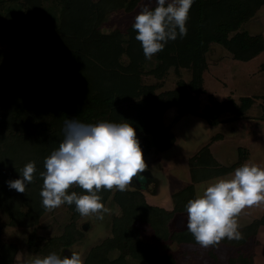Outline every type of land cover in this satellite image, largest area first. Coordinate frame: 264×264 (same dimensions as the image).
I'll return each mask as SVG.
<instances>
[{
	"label": "trees",
	"instance_id": "trees-1",
	"mask_svg": "<svg viewBox=\"0 0 264 264\" xmlns=\"http://www.w3.org/2000/svg\"><path fill=\"white\" fill-rule=\"evenodd\" d=\"M141 1L0 0V211L8 219L5 225L0 224V264H20L17 242L3 238L8 228H31L26 248L41 258L52 252L66 256L70 248L83 242L84 232L78 226L83 216L74 204H64L70 216L58 235L43 237L34 230L47 212L40 195V173L46 171L45 158L64 139L66 120L129 123L136 130L145 156L149 151L163 152L175 145L176 136L164 118L170 109L175 108L177 115L205 116L211 124L222 121L216 119L227 109L242 117L243 101L238 105L230 99L217 101L210 97V104L199 111L198 93L204 85L212 44L221 45L241 61L252 59L264 49L262 36L241 29L264 0H194L186 23L187 35L169 41L152 57L151 66H147L149 60L135 39L134 22L125 30L102 31L108 14L132 11ZM9 41L10 48L6 47ZM170 68L177 73L181 68L189 70V82L179 79L176 88L156 92ZM148 75L156 81L145 83L143 78ZM247 99L246 108L252 103L251 98ZM207 152L204 146L189 158L192 183L206 178L196 175L198 169L215 167L217 175L240 162L220 167L208 159ZM30 161L35 162L36 172L25 193L10 189L7 182L20 178ZM155 182L160 184L158 177L149 173L144 183H134L126 191L114 188L98 193L105 207L112 204L120 212L111 217L110 235L89 249L83 264H126L128 257L141 264H178L179 253L158 254L153 244L142 240L140 225L150 229L157 242L197 243L187 227L175 231L169 227L174 214L187 212L185 205L196 197L193 184L171 194L172 209L167 211L145 201L143 191L158 192V186L150 189ZM73 191L86 194L75 185L68 194ZM263 225L264 211L238 230L240 239L224 238L220 243L240 248ZM234 261L244 264L246 259L239 252L229 260Z\"/></svg>",
	"mask_w": 264,
	"mask_h": 264
},
{
	"label": "rangeland",
	"instance_id": "rangeland-1",
	"mask_svg": "<svg viewBox=\"0 0 264 264\" xmlns=\"http://www.w3.org/2000/svg\"><path fill=\"white\" fill-rule=\"evenodd\" d=\"M117 12L118 11L111 12L106 16L102 25V31L109 32L114 29L125 30L129 26L128 21L124 18L126 17L125 14H118ZM241 29H245L248 33L259 34L264 40V4L258 8L251 19L241 25ZM6 47L10 48V41L6 42ZM223 52L225 56H222ZM207 62L208 66L204 72V80L208 83V86L205 89V92L207 91L206 94L210 90L216 91L214 90V88H216L219 91L222 90L223 94H219L218 98L217 94L214 95V93L210 91V95L214 96V99L218 98L222 100L227 96H232L237 99L233 102L238 105L243 101L241 110L244 112L241 114L242 117L240 118L245 117V119H247L243 121L239 120L240 118L229 109L223 110L219 113L216 120L222 119V121H218L214 124L209 123L205 116L199 114L183 113L173 119L174 116L177 115L175 108L170 109L165 113L164 118L169 123V130L176 136L177 142L172 148L163 152L154 153L153 151H149L144 156L147 164L146 170L135 178V183L140 184L147 180L149 173H153L155 176L157 175L160 184L158 185L157 182L152 183L150 189L153 190L154 187L158 186V192L153 195L158 194L157 197L161 198L158 200L162 205L165 203L168 204L170 195L173 192L181 189L187 184H192L190 182L188 169V157L191 155L193 149L203 145V143H205L213 134H220V137L217 138L219 141L212 143L211 149L214 154L216 153L215 156L218 157L222 163L228 162V159L224 157V154L227 151H229L228 155L235 158L236 152L231 149L246 145H248L246 147L251 149V145L254 143L255 139L257 140L260 138L261 144L259 148L263 156L261 168H264V51L250 63L244 64V61L233 60L232 54L225 50L221 45L212 44L207 54ZM153 63L154 59H151L148 61L147 66H151ZM178 72L179 73L175 72L173 68H170L161 81V86L156 92L176 88L179 79H183L188 83L191 78L190 71L181 68ZM143 80L145 83H154L156 78L148 75L144 76ZM208 96L209 94H203L202 97L199 96V111L202 110L203 106L206 104H210ZM247 98H251L252 100V104L248 108H246ZM209 116H213V113ZM230 117L232 118L230 119ZM232 129L235 130L232 131ZM247 137L249 138V142ZM227 148H229V150H227ZM223 150H225L224 154ZM243 153L244 149L240 150V157L243 156ZM247 163L255 164L252 160ZM195 173L197 176L203 174V177H206L194 185L197 196V194L203 193L206 186L215 182L217 177H210H213L217 171L215 167H207L205 169H198ZM227 176L220 178H231ZM133 184L134 181L129 187H132ZM149 194H151L149 190L143 192L145 197H148L147 195ZM150 200L153 202L154 198L150 197ZM254 208V210L250 211H247L248 209L243 210L241 216L237 218L240 228L245 225L246 222L250 221V219L256 218L255 216L258 217L261 214L260 211L264 209V204L255 206ZM108 209H110V212L105 213L102 220L97 219L95 215L83 216L79 219L78 226L84 232L83 242L80 241V243L74 248H70L69 252H78L83 260L84 256H86L92 246L100 243L105 237L110 235L111 217L119 214L120 211L117 206L112 204L108 206ZM69 216L70 212L67 209V206L63 204L52 211H47L36 227H34V230L37 235L43 237L58 235L61 233L64 225L69 221ZM7 221V215L0 211V224L5 225ZM186 225L187 214L177 215L172 220V223H169L171 231H175ZM140 228L139 229L142 231V240L153 244L158 254L168 252L179 253L177 260L178 264H242L238 263L239 260L234 261L233 263L229 262L231 258H236L237 255H239V252H242L245 256L246 262L244 264H264V228H262L257 235L246 241L240 248L220 243L218 246L213 247V249H211L212 246L203 247L198 243L178 245L168 240L157 242L153 239L150 229H147L142 225H140ZM240 228H238V230H240ZM30 232L31 228H8L3 233L5 241L17 242L20 248V264H27L28 260L37 256L26 248V239ZM71 253H68L66 256H70ZM209 253L215 255L217 260H214ZM113 255H116V253H113ZM250 258L252 259V263L250 262ZM126 264L141 263L128 257Z\"/></svg>",
	"mask_w": 264,
	"mask_h": 264
},
{
	"label": "clouds",
	"instance_id": "clouds-1",
	"mask_svg": "<svg viewBox=\"0 0 264 264\" xmlns=\"http://www.w3.org/2000/svg\"><path fill=\"white\" fill-rule=\"evenodd\" d=\"M194 0H155V7L145 4L136 15L132 28L145 59L164 50L169 41L187 35L186 23ZM40 173L43 187L42 205L52 211L61 205H75L81 216L103 219L110 209L98 193L117 189L126 191L147 164L135 128L129 123L100 122L85 124L71 118L65 121L64 139L58 149L45 158ZM36 164L30 161L20 178L8 181V187L25 193L33 181ZM85 190L68 194L73 186ZM264 204V168L245 163L234 170L231 178H217L185 205L187 230L203 247L218 245L224 238L240 239L237 218L246 208ZM27 264H83L81 255L59 256L52 252L36 256Z\"/></svg>",
	"mask_w": 264,
	"mask_h": 264
},
{
	"label": "crops",
	"instance_id": "crops-1",
	"mask_svg": "<svg viewBox=\"0 0 264 264\" xmlns=\"http://www.w3.org/2000/svg\"><path fill=\"white\" fill-rule=\"evenodd\" d=\"M145 4H149V0H142L136 7H135V9H133L132 11H129V12H126V11H124V10H119L117 13L118 14H125V16L126 17H124L127 21H128V24L130 25L132 22H134V20H135V17H136V15L141 11V9H142V7L145 5ZM153 5H155V0H151V3L149 4V6L150 7H152ZM260 8V7H259ZM120 11H122V12H120ZM252 18V17H251ZM250 18V19H251ZM247 22V21H246ZM245 22V23H246ZM244 24V23H243ZM251 35H257V34H252V33H250ZM264 51V49L260 52V53H262ZM260 53L259 54H257L255 57H253L252 59H250V60H248V61H244V64L245 63H250L253 59H255L258 55H260ZM222 55V54H221ZM222 56H225L224 55V52H223V55ZM233 60H237V59H235V58H233ZM238 61H241V60H238ZM179 73V72H178ZM204 76V75H203ZM208 83L206 82V80H204V85H203V87L201 88V90L199 91V93H198V96H200V97H202L203 96V94L204 95H207V94H209V96H208V100H209V98L211 97L213 100H216V99H218L219 98V94L221 95V94H223V92H222V90L221 91H219V90H217L216 88H214V90H216V91H211V92H213L214 93V95L215 94H217V96H218V98H216V99H214L213 97L214 96H211L210 95V91L206 94V92H205V89H206V87L208 86L207 85ZM248 96V95H247ZM199 97V98H200ZM216 97V96H215ZM233 100V101H235V100H237V99H235V98H233L232 96H227L225 99H222V100H220V99H218L217 101H223V100ZM252 104V103H251ZM204 107V106H203ZM177 116L178 115H176V116H174V118L173 119H175V118H177ZM232 117H230V119H231ZM238 118H240V117H238ZM172 119V120H173ZM247 119V118H246ZM245 119V117H243V118H240L239 120H241V121H243V120H246ZM235 129H232V131H234ZM220 137V134H213L212 136H210L209 138H208V140L205 142V143H203V145H201V146H199V147H196L195 149H193V151L191 152V155L188 157V160H187V162H189V158H191L192 156H194L195 154L197 155L198 154V151L202 148V147H204V146H207L208 147V152H207V157H208V159L210 160V161H212L213 163H215V164H217L218 166H222V167H229V166H231L232 164H234L235 162H237V161H239L240 160V162H239V164L237 165V166H235L233 169H231V170H228L226 173H222V174H217V175H213V177H210V178H214V177H217V178H220V177H226L227 175V177H231L233 174H234V170L236 169V168H238V167H240V166H242L243 164H245V163H247V162H249V161H254L255 162V164H257L259 167H262V165H261V163H263V156H262V154H261V151H260V144H261V139L259 138V139H255V141H254V143L251 145V149L249 148V147H246V146H248V145H246V146H238V147H236L235 149H231L232 151H235L236 152V157L234 158V157H232V156H230V155H228V153H229V151H227L225 154H224V152H225V150H223V154H224V157L226 158V159H228V162L227 163H222L219 159H218V157H216L215 156V154H214V152H213V150L211 149V144L212 143H214V142H217V141H219L217 138H219ZM248 138V137H247ZM176 142H177V139H176ZM248 142H249V138H248ZM258 143V144H257ZM248 144V143H247ZM250 146V145H249ZM244 149V153H243V156L242 157H240L241 155L239 154L240 153V150H243ZM227 150H229V148H227ZM230 157H232V158H230ZM188 166H189V164H188ZM211 166V165H210ZM189 169V168H188ZM189 174H190V169H189ZM156 177H157V175H156ZM209 178V179H210ZM209 179H207V180H209ZM190 182L192 183V180H191V176H190ZM198 182H200V181H197V182H194V183H192L193 184V187H194V185L196 184V183H198ZM187 185H189V184H187ZM187 185H185V186H187ZM184 186V187H185ZM183 188V187H182ZM144 192V191H143ZM194 192H195V188H194ZM148 197H145V195H144V197H145V201H146V203L148 204V205H150V206H155V207H159V208H162V209H164V210H167V211H170L171 209H172V201H171V195H170V200L168 201V204L167 203H165V204H160V197H157L158 196V194L157 195H153V194H149V195H147ZM195 196H196V193H195ZM150 197L151 198H154V200H153V202L150 200ZM156 198H157V200H156ZM159 199V200H158ZM171 201V202H170ZM255 206H253V207H250V208H246V209H248L247 211H250V210H254L255 208H254ZM245 210V209H244ZM264 211V209L262 210V211H260L261 212V214H262V212ZM185 214H187V212H182V213H175L174 214V216L172 217V219H171V222L170 223H172V220L177 216V215H185ZM260 214V215H261ZM260 215L258 216V217H260ZM239 216H241V214L239 215ZM256 218H258L257 216H255ZM256 218H253V219H250V221H248V222H246V224L245 225H243L244 227L245 226H247V225H249L250 224V222L252 221V220H254V219H256ZM243 226H241V228L243 227ZM187 227V225L186 226H184V227H182V228H179V229H176V230H183V229H185ZM240 228V227H239ZM262 228H264V225L263 226H260L259 228H258V230H257V233H256V235L258 234V232L259 231H261L262 230Z\"/></svg>",
	"mask_w": 264,
	"mask_h": 264
},
{
	"label": "water",
	"instance_id": "water-1",
	"mask_svg": "<svg viewBox=\"0 0 264 264\" xmlns=\"http://www.w3.org/2000/svg\"><path fill=\"white\" fill-rule=\"evenodd\" d=\"M134 183H135V178L133 179Z\"/></svg>",
	"mask_w": 264,
	"mask_h": 264
}]
</instances>
